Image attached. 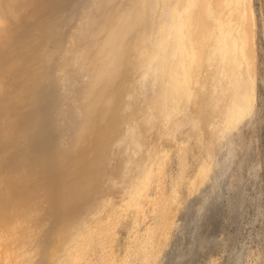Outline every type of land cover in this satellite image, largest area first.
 Segmentation results:
<instances>
[{"label":"bare ground","instance_id":"bare-ground-1","mask_svg":"<svg viewBox=\"0 0 264 264\" xmlns=\"http://www.w3.org/2000/svg\"><path fill=\"white\" fill-rule=\"evenodd\" d=\"M24 1L20 3L19 11L13 12L16 21L21 23L33 14L35 4V0ZM97 1H90L91 5L85 2L90 7L81 13L76 28H67L72 30V34L69 42L64 44V58L59 61L60 74L56 79L64 86L66 84L73 88L84 83L87 78L85 74L89 76L86 85L82 88L79 85V100L77 97L70 99L80 103L78 107L81 112L78 108V113L82 121L77 120L79 117L76 119V115L72 120L74 116L69 114L71 118L67 122L70 124L65 123L64 126H68L71 131L76 127L74 124L79 128L76 127L77 136L73 137L76 138V146L69 144L66 149L71 147L72 152L78 150V146L84 145L97 134L96 129L103 121L109 120L108 112H114L109 127H103L98 132L99 136L97 134L98 138L92 142L89 160L83 168L84 173L79 177L78 183L84 189L83 192L81 187L76 189L74 202L77 210L72 217L71 227L66 229L67 233L59 241L62 255L58 258L54 256L47 264H162L171 232L183 227L173 212L181 199V187H186L190 193L200 190L199 185L208 183L212 173L220 166L223 153L228 150L235 154L239 147L233 131L240 129L254 113L258 99L257 12L254 0H156L155 4L163 7L159 24L164 31L160 32V29H156V21L150 20L154 17L148 18L149 0H130L131 4L125 9L120 3L122 11L119 12L118 6L116 12L115 2L120 0ZM79 2L76 5L81 8ZM71 5V0H59L52 7L50 13L54 17L44 29V40H50L51 35L68 22ZM154 10L151 9L152 14ZM83 21H87L86 25H82ZM206 63L212 67V71L201 83L202 90L198 96L200 104L197 107L200 128L196 136L187 130H179L182 122H174L175 128L169 134L172 139L148 147L143 128L146 124L150 128L158 121H170L169 118L177 112H188L194 96V68L202 66L203 71ZM142 67L147 72L156 73L155 93L147 101L149 116L145 123L137 119L139 114H143L141 107L144 106L140 107L137 99L133 98L130 103L126 101V107L122 104L123 110L119 107L120 102L113 109L114 101L118 98L121 101L124 94H131L134 86L130 75H136ZM81 72L84 75L83 81L80 75L77 78L82 82L70 85L74 84L73 79ZM38 85L41 83L38 82ZM67 92L69 94L71 91L68 89ZM62 93L65 98L66 91ZM59 95L51 98L52 102L59 100L53 112V120L61 127L60 118L66 114L61 113L63 109L59 106ZM12 96L15 105L19 107L22 98L19 99L16 92ZM65 100L63 102L67 105ZM69 111H72L71 108ZM77 121H81L80 124ZM132 121L134 124L137 121L138 125L140 122L143 124H140V133L131 134L130 142L136 149L130 158L115 166V170H109V153L123 137V125ZM188 125H195V120H189ZM65 127L62 126L61 131L65 132ZM193 139L196 141L199 164L196 173L189 179V157L192 154L189 150ZM174 148L178 152L179 167L169 192L165 187L166 177L169 176L166 165ZM108 177L116 181L110 187H107ZM113 187L120 191L122 204L121 210L116 208L118 210L109 213L114 207L111 205V195L115 191ZM129 213H133L134 219L131 222L136 226L130 227L134 232L131 239L128 238L125 255L120 256L115 250L116 227L122 222L120 219ZM142 216L144 219L150 217V223L140 228Z\"/></svg>","mask_w":264,"mask_h":264},{"label":"rangeland","instance_id":"rangeland-1","mask_svg":"<svg viewBox=\"0 0 264 264\" xmlns=\"http://www.w3.org/2000/svg\"><path fill=\"white\" fill-rule=\"evenodd\" d=\"M58 1L35 0L33 14L21 23L16 21L13 12H18L20 3L25 1L0 0V264H47L52 258L62 255L59 241L63 234L67 233L66 229L71 227L72 217L77 210V204L74 202L76 189L81 187L82 192L84 189L78 183L79 177L84 173L83 168L89 160L92 142L98 138V132L103 127H109L114 112L110 110L107 115L109 120L103 121L96 129L98 136L95 134L74 152L70 150L71 147L66 149V145L76 144V138L73 137L77 136L75 134L78 125L74 124L76 127L72 131L64 125L70 124L69 114L74 116L72 120L77 116L76 119L79 117L77 120L82 121L78 113V92L80 87L88 83L86 81H89V76L84 73L87 77L85 80L82 71L76 77L73 76L74 84H70L78 85L84 79L83 85L80 83L82 86H64L56 79L60 74L59 61L64 58V44L69 42V36L72 34V30L67 28H76L81 13L89 9V3L91 5L97 0H83V3L71 0L72 8L70 7L67 15L69 23L66 21L51 35L50 40L46 41L43 32L49 20L54 17L50 12ZM43 2L45 4L42 5ZM76 2L82 7H77ZM120 3L124 9L131 4L130 0L115 2L116 12L118 9V12L122 11V8H119ZM140 3L144 4L141 1ZM155 3L156 0L148 1V18L154 17L155 20H150L156 21V29L159 31L162 28L159 22L163 7ZM254 4L258 17V99L254 113L246 119L240 129L233 131L239 147L235 154L228 150L223 153L220 166L212 173L208 183L199 185V191L196 189L190 193L186 187H181V199L173 212L183 227L175 228L171 232L168 248L166 247L163 254L166 259L164 258L162 264H264V0H254ZM153 8L156 9L154 14L151 12ZM86 23L87 21H83L82 25ZM208 66L206 63L203 71L202 66L194 68V96L188 112H177L169 118L170 121H158L150 128L147 127L148 124L144 125L143 135L145 134L144 137L148 140V147L172 139L169 134L172 128H175L174 122H182L178 129L187 130L189 134L196 136L200 128L198 96L202 90L201 83L212 71V67ZM155 75V72H147L144 67L140 68L136 75L131 73L133 91L128 96L124 94L121 101L119 98L114 101L113 109L117 108L120 102L119 107L123 110L126 101L130 103L133 98L137 99L140 107L144 105L141 107L143 114H139L137 119L145 123L149 116L147 101L155 93ZM38 82L41 85H38ZM66 86L69 92L71 91L69 94ZM74 89L79 90L76 93ZM62 91H66L65 98ZM14 92L19 94V99L22 98L19 107L12 100ZM58 93L61 97L59 106L63 109L61 113L68 115L67 118L66 115L60 118V126L65 127V132L61 131L62 128L53 120V112L59 100L52 102L51 96H57ZM73 94L75 95L71 97ZM71 98L77 99V103L73 99L70 100ZM64 100L70 103L67 105L71 107H68ZM64 103L72 111L67 110ZM189 120H195V125L189 126ZM81 121L77 123L80 124ZM139 121L123 125V137L121 136L118 145L109 153V170H115V166L121 165L134 153L136 147L130 142V138L131 134L141 132L143 124L140 122L142 126L138 125ZM194 139L191 140L193 144L190 142L193 151L189 150L190 154L192 152L189 154V179L194 176L199 164ZM175 152L174 148L167 161L168 166L166 165L169 176L166 177L165 187L169 192L179 167L178 152ZM107 180V187L116 183L112 177ZM113 190L115 191L111 195V205L116 207L111 208L110 205L109 213L120 209L122 204L120 191L116 188ZM132 215L133 213H129L121 217L122 222L116 227L115 250L120 256L125 255L126 244L134 232L130 227L136 226L131 222L134 219ZM140 221V228L145 227L147 222L150 223V217L144 219L142 216Z\"/></svg>","mask_w":264,"mask_h":264}]
</instances>
